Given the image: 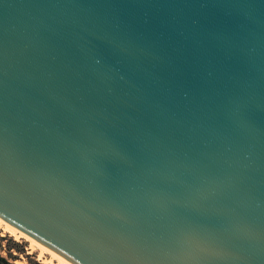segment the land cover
<instances>
[{
  "label": "water",
  "instance_id": "95a60500",
  "mask_svg": "<svg viewBox=\"0 0 264 264\" xmlns=\"http://www.w3.org/2000/svg\"><path fill=\"white\" fill-rule=\"evenodd\" d=\"M0 218L70 264H264V0H0Z\"/></svg>",
  "mask_w": 264,
  "mask_h": 264
},
{
  "label": "rangeland",
  "instance_id": "374dc122",
  "mask_svg": "<svg viewBox=\"0 0 264 264\" xmlns=\"http://www.w3.org/2000/svg\"><path fill=\"white\" fill-rule=\"evenodd\" d=\"M29 244L23 237L15 238L0 226V256L13 264H48L44 260L49 259V255L43 254L39 258V250ZM56 262L53 260L52 264Z\"/></svg>",
  "mask_w": 264,
  "mask_h": 264
},
{
  "label": "bare ground",
  "instance_id": "6f19581e",
  "mask_svg": "<svg viewBox=\"0 0 264 264\" xmlns=\"http://www.w3.org/2000/svg\"><path fill=\"white\" fill-rule=\"evenodd\" d=\"M0 226L4 231L8 232L10 235L14 236L15 238L23 237L25 240L29 241V243H30L29 245L31 247H36L39 250V258L43 254H48L50 258L45 259L44 262H46L48 264H52V261L56 260L57 264H70L67 261H65L64 259H62L61 257H59L57 254H55L54 252H52L51 250L46 248L44 245H42L41 243H39L38 241H36L32 237L28 236L27 234L21 232L17 228L11 226L10 224L5 222L1 218H0Z\"/></svg>",
  "mask_w": 264,
  "mask_h": 264
},
{
  "label": "trees",
  "instance_id": "16d2710c",
  "mask_svg": "<svg viewBox=\"0 0 264 264\" xmlns=\"http://www.w3.org/2000/svg\"><path fill=\"white\" fill-rule=\"evenodd\" d=\"M0 264H13V263L8 261L6 258L0 256Z\"/></svg>",
  "mask_w": 264,
  "mask_h": 264
}]
</instances>
